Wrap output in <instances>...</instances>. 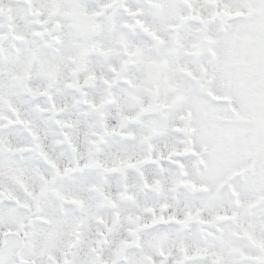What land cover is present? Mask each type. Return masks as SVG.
I'll list each match as a JSON object with an SVG mask.
<instances>
[{
	"label": "snow or ice",
	"instance_id": "1",
	"mask_svg": "<svg viewBox=\"0 0 264 264\" xmlns=\"http://www.w3.org/2000/svg\"><path fill=\"white\" fill-rule=\"evenodd\" d=\"M0 264H264V0H0Z\"/></svg>",
	"mask_w": 264,
	"mask_h": 264
}]
</instances>
